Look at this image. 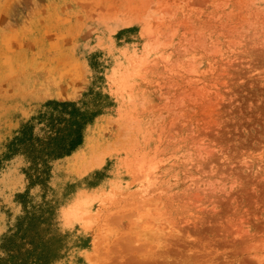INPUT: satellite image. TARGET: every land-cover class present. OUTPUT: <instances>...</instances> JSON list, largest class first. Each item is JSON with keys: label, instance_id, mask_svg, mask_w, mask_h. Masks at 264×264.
<instances>
[{"label": "rangeland", "instance_id": "rangeland-1", "mask_svg": "<svg viewBox=\"0 0 264 264\" xmlns=\"http://www.w3.org/2000/svg\"><path fill=\"white\" fill-rule=\"evenodd\" d=\"M0 264H264V0H0Z\"/></svg>", "mask_w": 264, "mask_h": 264}, {"label": "trees", "instance_id": "trees-1", "mask_svg": "<svg viewBox=\"0 0 264 264\" xmlns=\"http://www.w3.org/2000/svg\"><path fill=\"white\" fill-rule=\"evenodd\" d=\"M78 129L76 127L72 128L70 134L66 137H54L51 138L48 143L41 149H39V154L44 155H51L53 157H58L61 155H64L68 153L71 149H73L77 144H79V135H78ZM25 132H21L19 135V138H17V141L15 139V143L10 142V146L7 147L8 151H11L17 147L18 145L27 143L29 137H26ZM30 145V144H29Z\"/></svg>", "mask_w": 264, "mask_h": 264}]
</instances>
